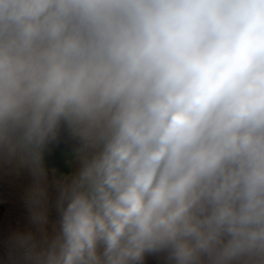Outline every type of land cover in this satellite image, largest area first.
Returning <instances> with one entry per match:
<instances>
[{
	"label": "clouds",
	"instance_id": "9594fccd",
	"mask_svg": "<svg viewBox=\"0 0 264 264\" xmlns=\"http://www.w3.org/2000/svg\"><path fill=\"white\" fill-rule=\"evenodd\" d=\"M25 170L0 264H264V0H0V173Z\"/></svg>",
	"mask_w": 264,
	"mask_h": 264
},
{
	"label": "rangeland",
	"instance_id": "374dc122",
	"mask_svg": "<svg viewBox=\"0 0 264 264\" xmlns=\"http://www.w3.org/2000/svg\"><path fill=\"white\" fill-rule=\"evenodd\" d=\"M49 172L50 176L54 175L51 170ZM30 183L31 176L26 170L8 178L0 173V236L11 229L29 226L25 191ZM144 264H167V262L162 255L149 253Z\"/></svg>",
	"mask_w": 264,
	"mask_h": 264
},
{
	"label": "water",
	"instance_id": "95a60500",
	"mask_svg": "<svg viewBox=\"0 0 264 264\" xmlns=\"http://www.w3.org/2000/svg\"><path fill=\"white\" fill-rule=\"evenodd\" d=\"M70 161L72 160L67 158V154L63 149L50 144L45 150L44 164L48 169L56 168L55 176L57 177L71 173Z\"/></svg>",
	"mask_w": 264,
	"mask_h": 264
}]
</instances>
